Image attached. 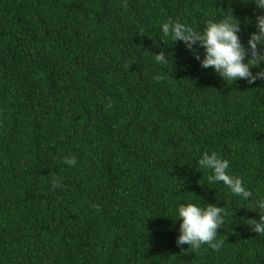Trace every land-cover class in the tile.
Listing matches in <instances>:
<instances>
[{
	"label": "trees",
	"instance_id": "obj_1",
	"mask_svg": "<svg viewBox=\"0 0 264 264\" xmlns=\"http://www.w3.org/2000/svg\"><path fill=\"white\" fill-rule=\"evenodd\" d=\"M226 9L246 41L251 0H0V264H264L250 201L196 163L215 150L264 196V81L159 40ZM186 202L224 208L219 250L176 244Z\"/></svg>",
	"mask_w": 264,
	"mask_h": 264
},
{
	"label": "clouds",
	"instance_id": "obj_2",
	"mask_svg": "<svg viewBox=\"0 0 264 264\" xmlns=\"http://www.w3.org/2000/svg\"><path fill=\"white\" fill-rule=\"evenodd\" d=\"M257 10L253 31L242 42L240 22L233 16L231 9L219 10L218 15L206 19L202 25L192 24L179 19L168 18L159 25L161 38H170L171 42L180 41L198 60L200 67L208 68L224 81L243 79L247 84L264 81V0H251ZM201 48L202 55L196 51ZM157 63L166 64L169 54L163 49L152 55ZM253 69H256L253 71ZM64 162L73 165L76 158L66 157ZM198 170L203 169L209 183L222 182L230 193L242 200L250 201L248 209L257 213L249 218L248 226L259 235H264V196L253 197L238 175H232L228 169L230 161L217 151H203L196 161ZM54 187H60V181L53 179ZM225 210L215 203L203 204L186 202L175 207V220L179 219L177 245L186 244L192 249L207 245L212 250H219L223 240L217 231L225 220Z\"/></svg>",
	"mask_w": 264,
	"mask_h": 264
}]
</instances>
